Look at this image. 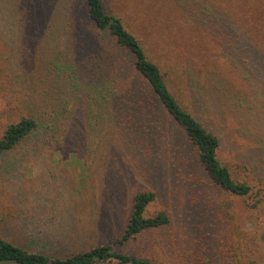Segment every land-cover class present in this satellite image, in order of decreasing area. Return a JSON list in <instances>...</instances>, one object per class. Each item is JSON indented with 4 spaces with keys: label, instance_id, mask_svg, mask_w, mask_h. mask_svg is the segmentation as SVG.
Listing matches in <instances>:
<instances>
[{
    "label": "rangeland",
    "instance_id": "rangeland-1",
    "mask_svg": "<svg viewBox=\"0 0 264 264\" xmlns=\"http://www.w3.org/2000/svg\"><path fill=\"white\" fill-rule=\"evenodd\" d=\"M76 1L0 0V139L25 116L39 124L0 160V236L54 258L113 245L135 194L152 191L147 216L165 211L171 224L119 252L160 264H264V0H107L219 137L222 163L252 188L246 197L209 182L161 104L140 105L149 132L112 117L68 63ZM157 128L184 149L167 151Z\"/></svg>",
    "mask_w": 264,
    "mask_h": 264
},
{
    "label": "trees",
    "instance_id": "trees-1",
    "mask_svg": "<svg viewBox=\"0 0 264 264\" xmlns=\"http://www.w3.org/2000/svg\"><path fill=\"white\" fill-rule=\"evenodd\" d=\"M107 4V0L76 1L71 23L75 60H69L68 63L77 65L80 76L96 96L107 98V104L113 111L109 110V113L113 118L120 117L128 127H140L139 133L148 128L149 124L151 127L153 125L152 120L142 112L140 105L161 104L184 131L194 148L190 153L195 156L199 168L204 171L209 182L215 188L233 195L249 196L252 192L251 186L236 180L229 167L222 163L219 157V137L184 107L180 97L171 90L159 63L150 57L139 37ZM198 85L191 84V87L195 89ZM179 94L183 98V92ZM117 113L119 115L116 116ZM38 128L39 124L33 116H25L9 125L0 139V160L31 139ZM157 131V141L167 151L175 147L180 151L184 149L179 144L178 147L176 142L172 143L165 133L160 132V128ZM144 138H148L145 133ZM155 201L156 193L152 191L135 194L129 222L122 236L113 245L96 246L65 258L29 251L0 236V264H160L116 249L147 232L161 230L171 224L165 211L152 217L147 216L148 207ZM257 206L256 203L252 208ZM234 264L256 262L245 263L239 260Z\"/></svg>",
    "mask_w": 264,
    "mask_h": 264
}]
</instances>
